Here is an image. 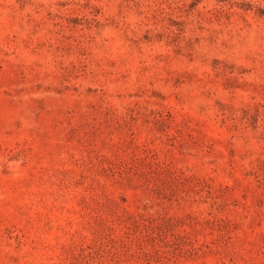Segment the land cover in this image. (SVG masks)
<instances>
[{
  "label": "rangeland",
  "instance_id": "1",
  "mask_svg": "<svg viewBox=\"0 0 264 264\" xmlns=\"http://www.w3.org/2000/svg\"><path fill=\"white\" fill-rule=\"evenodd\" d=\"M0 264H264V0H0Z\"/></svg>",
  "mask_w": 264,
  "mask_h": 264
}]
</instances>
